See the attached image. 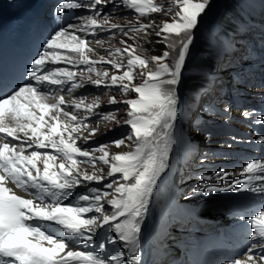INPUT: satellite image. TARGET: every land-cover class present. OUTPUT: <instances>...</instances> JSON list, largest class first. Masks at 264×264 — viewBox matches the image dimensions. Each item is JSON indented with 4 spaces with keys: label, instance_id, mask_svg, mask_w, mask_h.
<instances>
[{
    "label": "snow or ice",
    "instance_id": "1",
    "mask_svg": "<svg viewBox=\"0 0 264 264\" xmlns=\"http://www.w3.org/2000/svg\"><path fill=\"white\" fill-rule=\"evenodd\" d=\"M169 2L177 10L159 26L151 20L141 22V18L154 13L172 11L154 0H119V4L116 0H59L54 7L58 14L79 9H88L91 14L78 17V24L55 30L30 62L27 76L31 82L0 98V264H126V255H141L142 221L157 181L169 167L174 144L177 87L194 30L211 4V0ZM108 5L133 11L135 23L112 22L110 15H102ZM157 28L156 43H166L168 50L147 57L142 54L143 44L152 42L148 37ZM104 31L113 38L120 31L124 46L109 47L107 56L94 59L90 54L96 48L86 37ZM94 43L103 48L105 41L97 39ZM61 63L84 67L77 71L59 67ZM97 65H107L114 71L101 70ZM136 69L140 70L141 82H137ZM191 71L197 73L196 68ZM85 84L134 94L126 100L108 98L109 105L127 106L124 124L130 132L111 144L127 147L128 151L112 154L109 145L89 149L78 143L86 145L92 140L101 122L119 124L113 112L100 113L96 127L87 123L102 104L99 96L91 101L87 97L69 99L59 91L44 90L66 89L71 94ZM81 110L83 116L77 114ZM242 115L255 113L245 111ZM255 123L264 127V116H257ZM257 143L264 145V135ZM98 164L107 165L108 172L104 174ZM81 165H89L92 171ZM240 174L243 180H233L223 188L200 184L193 192L207 195L234 190L264 198V159L249 160ZM231 175L221 171L201 179L223 180ZM93 182L103 187L90 186ZM84 186L86 191L77 194ZM69 198L72 202H67ZM247 223L250 245L242 256L226 264H264V210L250 216ZM104 228L114 233L106 243L118 241L127 252L104 256L106 243H100L96 250L73 247L77 241L90 243Z\"/></svg>",
    "mask_w": 264,
    "mask_h": 264
},
{
    "label": "rangeland",
    "instance_id": "2",
    "mask_svg": "<svg viewBox=\"0 0 264 264\" xmlns=\"http://www.w3.org/2000/svg\"><path fill=\"white\" fill-rule=\"evenodd\" d=\"M158 1L159 3H162L161 5L165 8V10L171 8L172 11L168 12H161V13H156L155 16H157V26L161 25L162 22L164 20H168L171 16L174 15L175 11L177 10V7L174 3H170L169 0H156ZM229 0H211V4L206 12V14L201 18L200 20V23L198 25V27L194 30V40H193V43L190 45V48H189V54L187 56V61H186V65H187V62L189 61H192L196 55H198L199 57L201 55H205V51H202L204 49H206V51H212L213 48H214V43L213 42H218L217 39H213L211 41V35H214L216 33H219L221 30H223L224 26L227 24L226 21L223 20L226 12L228 11V9H231L233 11V14H237V10L239 9V12H240V18L238 19L239 21L241 20V17H242V13L247 9L249 8L251 10V13H253V15H255L256 17H261L262 15H264V10H258L256 9V5L259 4V0H233V1H230V2H227ZM236 1V2H235ZM224 6V7H223ZM122 12L123 10H121V12H119L118 14L116 15H112L110 16L111 17H116V16H119V15H122ZM247 12H245L246 14ZM85 15H90L91 12H84ZM126 17H130V13L129 12H126ZM237 19L235 18H232L229 23L230 24H235L237 21ZM131 20H128L127 22H129ZM213 21V22H212ZM114 23H123V22H126V20H119V21H112ZM208 23V24H207ZM262 26L264 27V24H262ZM233 27V26H231ZM217 28V29H216ZM216 29V30H215ZM232 29V28H231ZM231 29H228L229 31L227 32V35H225L222 39H224L225 37L229 36V33L231 31ZM158 30L157 29H152L151 32H152V35H150L148 37V39L150 41H152L151 43L149 44H143V49H142V54L147 56V57H151L152 55H161L163 51L165 50H168L167 47H166V43H156V40L157 38L155 37V31ZM104 40L108 41V40H116L118 42H120L122 39H125L124 37H122V34L120 31H117L114 38L113 37H102ZM205 38V39H204ZM206 41V43L210 46H206L204 47V44L203 42ZM129 43H131V40H129ZM157 47L159 48L158 49V52H156V49ZM252 57L255 58V62L256 63H259V64H264V49L262 47H259L256 51L252 52ZM189 60V61H188ZM243 60H236L234 61V64L233 66L229 69L231 70L232 68L236 67L238 64L242 63ZM170 62V60H169ZM203 62H200V65H202ZM186 68V67H185ZM198 69V67L196 68ZM224 71L221 76H225L228 71ZM190 72L191 71H188L184 69L183 71V75H182V79H181V82L180 84L178 85L177 87V93L180 91L182 85L183 86H187L189 82H191L190 80ZM95 76H93L94 78ZM201 81V80H199ZM137 82H141L140 81H137ZM197 82V80H196ZM201 87L203 86V84H199ZM85 86H87V89H86V95H87V100L88 101H91L93 98L99 96L102 100V104L100 106L99 109H97V114L91 118H89L87 120V123H89L92 127H96L97 126V121L99 120V115L100 113H108V112H113L116 114L118 120H119V124L123 123L124 122V118H125V113H117L115 112V108L113 106L111 107H105L104 104L108 101H106V96L109 95V96H114L116 95L115 97H118V99H129L128 97H132V94L131 93H128L127 95L125 94H118V92L120 91H117L115 89L111 90V92H107L105 93L104 91V87H101V88H97L96 86L94 85H88V84H85ZM84 86V87H85ZM83 87V88H84ZM96 87V89H95ZM82 88L80 89H76L73 91V93H75V98H79V97H83V94H82V91H80ZM185 90V99L187 100L188 97H189V101L188 102H192V99L191 97H195V98H199L200 101L202 99V96H200V90L198 89L197 87V84L195 85V87L193 89H190V90ZM193 91V94H191ZM259 92V93H258ZM191 95V96H190ZM251 95L254 97V98H257V97H260L261 96V91H258L257 89H254L252 92H251ZM225 108L228 109V113H230L229 116H235L237 115V113L235 114V111L233 113L232 110H230L228 107L225 106ZM118 112H120L118 110ZM78 115H81L83 116L84 113L83 111L81 110L80 113H77ZM185 115H187V112L185 113ZM239 115V114H238ZM229 123L234 125L233 124V120L232 118H230L229 120ZM119 124H116L114 122H101L99 124V132L97 133L96 136H94L93 138L94 139H98L100 138L101 135L103 134H107L110 136V138L104 142L105 136H102L97 142L93 143L92 145H89L91 143L92 140H90L85 146L87 148H95L101 144H105V145H109L112 149H113V152L117 153V152H124V151H128L129 149L127 147H120V148H117L115 147L114 145L111 144L112 141L116 140V139H120L122 137H124V133H123V130L119 131L118 134L114 133L115 132V128L114 127H117V125ZM226 124H228V122H223V123H216L213 127V132L211 133L212 135V138L209 140L207 139H202L203 143H205L204 146H206L207 144H209V149L210 151L213 153L211 154L214 155L215 153H217V151H215V147L218 148V147H222L223 149L228 147V144L227 142H229L230 138L229 136H226V132H227V127H226ZM239 129H242V127L240 126L239 123H235ZM211 125L209 123H205L203 125V129H208L210 128ZM233 130H235V127L232 128ZM199 132V131H198ZM111 133V134H110ZM222 138V139H220ZM227 141V142H225ZM79 143H83V141H80ZM89 145V146H88ZM216 161V159H199L198 162H214ZM84 166L88 171H89V165H82ZM200 176L201 177H204V176H213L212 173L210 172H206V171H202L200 173ZM208 181V180H207ZM212 181H216L215 179L211 180V181H208V182H212ZM188 180L185 181V183H187ZM103 187V186H102Z\"/></svg>",
    "mask_w": 264,
    "mask_h": 264
},
{
    "label": "bare ground",
    "instance_id": "3",
    "mask_svg": "<svg viewBox=\"0 0 264 264\" xmlns=\"http://www.w3.org/2000/svg\"><path fill=\"white\" fill-rule=\"evenodd\" d=\"M230 1H233V0H229V1H227V2H230ZM234 2V1H233ZM236 2V1H235ZM224 7V6H223ZM122 10V9H121ZM120 10V11H121ZM254 18V20H256V19H258L257 17H253ZM120 19L119 18H112V21H119ZM213 22V21H212ZM243 23V22H242ZM208 24V23H207ZM227 32L229 31L228 29L226 30ZM45 32V30H42L41 31V33H44ZM205 39V38H204ZM214 43V42H213ZM222 46H223V44H221ZM225 46V45H224ZM229 48H231V47H229ZM214 49H216V48H214ZM228 50H230V49H228ZM225 52H227V55L226 56H229V55H231V53L229 54V51H225ZM211 68H213V69H217V67L216 66H214V65H212L211 66ZM229 70V69H228ZM232 82H230V84H231ZM88 85H90V84H88ZM85 89H87V86H85V88L84 89H81L80 91H85ZM95 89H96V87H95ZM200 95V94H199ZM175 166L176 167H178L176 164H175ZM154 195H155V192H154ZM170 199H172V198H170ZM164 206H166L165 204H164ZM146 218V217H145ZM144 218V219H145ZM164 239H167L166 238V236L165 237H163V238H161L160 236H159V238L157 239V242H159V243H163V242H167V241H164ZM156 243H152V245H155ZM156 245H159V244H156ZM155 249H157L156 247H154L153 248V250H155ZM167 250V249H166ZM156 251H158V250H156ZM220 254H222V253H220ZM141 264V263H140Z\"/></svg>",
    "mask_w": 264,
    "mask_h": 264
},
{
    "label": "trees",
    "instance_id": "4",
    "mask_svg": "<svg viewBox=\"0 0 264 264\" xmlns=\"http://www.w3.org/2000/svg\"><path fill=\"white\" fill-rule=\"evenodd\" d=\"M227 12H230V9H228ZM226 12V14H227ZM158 47L156 49V52H158ZM206 52V49L202 50ZM208 53L206 52L205 55H201L200 57L198 55L195 56V58L192 61L188 62L187 68H197L200 62H204L207 60ZM221 108V106H220Z\"/></svg>",
    "mask_w": 264,
    "mask_h": 264
},
{
    "label": "clouds",
    "instance_id": "5",
    "mask_svg": "<svg viewBox=\"0 0 264 264\" xmlns=\"http://www.w3.org/2000/svg\"><path fill=\"white\" fill-rule=\"evenodd\" d=\"M120 10H121V9H118L115 13H113V15H116V14H118L119 12H121ZM122 10H123V9H122ZM110 12H111V10H110V11L107 10V11L103 12L102 15H103V14H108V15H110ZM122 15H123V12H122ZM122 15H119V16H116V17H111V18H119V19H120V17H121ZM90 42H92V41H90ZM95 48H96V53H97V54H99L100 56H104V55H105V51H104L102 48L97 47V46H95ZM103 48H104V47H103ZM106 69L111 70L112 68L106 66ZM84 97H87V96L84 95ZM106 101H107V98H106Z\"/></svg>",
    "mask_w": 264,
    "mask_h": 264
}]
</instances>
